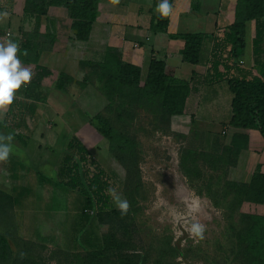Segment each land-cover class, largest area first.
Masks as SVG:
<instances>
[{"label": "trees", "instance_id": "obj_1", "mask_svg": "<svg viewBox=\"0 0 264 264\" xmlns=\"http://www.w3.org/2000/svg\"><path fill=\"white\" fill-rule=\"evenodd\" d=\"M50 6L66 8L71 19L70 38L85 41L97 16L98 0H25L24 16L34 21L33 31L27 33L23 26L19 28L21 46L17 59L22 64H33L31 79L21 84L8 105L0 128L12 135L13 140L26 146L33 137L40 119L38 104L47 100V90L42 81L52 72L39 64L43 45L35 41L39 27V18L46 14ZM193 9H197L193 4ZM249 20L256 22V33L253 38V74L243 69L239 63L245 47V24ZM167 16H159L156 27L165 29ZM1 36V31H0ZM182 38L184 46L181 59L196 64L200 60L203 35L185 33L171 35ZM50 42L52 36H48ZM79 69L83 71L82 81H76L65 72H60L53 88L65 91L68 86L76 85L84 89L92 84L96 74L104 87H109L107 94H114L117 111L127 123L133 122L137 111L142 110L151 117L154 130L171 133L170 118L183 114L186 99L190 93V84L174 76L172 69L164 61L152 57L146 75L141 76V69L122 60L116 48H107L98 62L80 61ZM209 82L225 81L232 93L231 116L229 126L240 129H257L264 139V0H237L234 10V21L224 33L215 36L210 50ZM113 98L108 99L112 100ZM107 141V150L124 171V193L127 198L126 211L113 208L115 183L111 175L102 167L89 149L76 137L72 136L65 146V153L52 178L29 167L20 166L32 172L39 184L67 190L76 195L72 212L68 215V227L65 235V252L84 251L87 264H100L107 252H120L118 264H139L133 256L121 253L130 249V242L121 241L113 233L99 234L98 221L105 217L108 223L120 227L139 208L138 197L142 187L139 169V143L129 132L116 129L112 122L102 113L87 117ZM4 132V131H3ZM4 133V134H5ZM1 145V143H0ZM248 148V136L235 133L228 145H224L222 154H230L238 159L240 153ZM196 153L185 148L180 154L179 170L189 180L192 175L200 177L199 169L194 162ZM219 162L224 161L223 157ZM208 191V189H207ZM230 197V204L239 212L240 229L236 241L241 247L242 264H264V215L245 213L240 210L245 202L260 204L264 201V172L257 165L249 181L228 180L224 184V196ZM35 196L32 185H15L11 192L0 190V222L8 223L11 213L25 208L27 200ZM12 240L16 251L10 246ZM26 243L10 234L0 231V264H37L30 253L19 249ZM68 256V254H67ZM67 264H72L67 260Z\"/></svg>", "mask_w": 264, "mask_h": 264}, {"label": "rangeland", "instance_id": "obj_2", "mask_svg": "<svg viewBox=\"0 0 264 264\" xmlns=\"http://www.w3.org/2000/svg\"><path fill=\"white\" fill-rule=\"evenodd\" d=\"M52 88L53 85L48 86V89ZM77 89L82 92L78 86L76 92ZM88 90L97 93V100H93L91 95L83 98L81 94L78 101L74 98L71 103L57 98H50L51 105L42 103V122L26 146L13 140L9 133L1 132L0 143L8 146L9 153L5 159H0V188L11 192L15 185H32L35 196L27 200L24 209L13 211L8 223L0 222V231L26 241L19 250L30 253L37 264H67V260L72 264H87L84 251L65 252L68 215L72 212L76 195L39 184L34 174L25 171L20 163L55 178L66 142L76 134L87 140L89 151L111 175L115 183L112 206L121 210L119 202L127 201L124 171L108 152L107 141L98 133L93 121L87 118L100 112L116 129L136 137L142 187L138 197L139 208L128 222L122 227L117 224L111 226L103 217L98 221V233L111 232L121 241L130 242L131 248L121 253L133 256L139 264H242L241 247L235 237L241 227L239 212L230 204L231 196H224L225 182L236 177L237 160L230 154L221 155L223 144L205 150L191 141V135L154 130L151 117L142 110L136 112L133 122L123 121L121 112L116 109L115 95L107 94L109 87L103 86L97 74L92 77ZM110 98L113 99L109 102ZM57 102L64 111L59 110ZM55 109L59 111V117L54 113L47 115V111ZM185 148L196 153L194 165L199 169L200 177L192 175L189 180L179 170L180 154ZM213 155L225 160L219 162ZM185 200H198L200 212L188 214ZM169 206L184 214L182 222L171 220L167 214ZM193 222L204 225L203 238L186 230ZM9 243L16 251L15 243L12 240ZM119 260L120 252H107L100 264H118Z\"/></svg>", "mask_w": 264, "mask_h": 264}, {"label": "crops", "instance_id": "obj_3", "mask_svg": "<svg viewBox=\"0 0 264 264\" xmlns=\"http://www.w3.org/2000/svg\"><path fill=\"white\" fill-rule=\"evenodd\" d=\"M236 1L168 0L170 11L167 24L165 29L159 30L156 24L161 14L157 6L161 0H98L97 16L89 37L85 41L70 38L71 19L68 17L66 8L50 6L46 14L39 18L35 38V41L45 47L39 57V64L52 72L49 77L43 79L42 86L46 90L48 86L52 87L60 72L67 73L76 81H82L84 73L79 69V62L83 60L98 62L107 48H116L123 61L138 66L142 77L146 75L152 57L162 60L168 68L172 69L176 78L190 84V93L186 99L183 114L173 115L170 118L171 133L191 135V141L194 140L205 150H211L220 144L224 146L229 136L235 133L247 134L248 148L240 153L236 162L238 168L234 172L236 177L232 179L249 181L257 165H260L261 172H264V139L257 129L229 126L232 93L224 80L219 82L208 80L210 50L214 38L217 35L221 36L233 23ZM24 4L25 0H0V44L11 41L17 45V51L21 46L19 28L23 26L25 32L31 33L34 26L33 19L24 16ZM193 4L197 9H193ZM185 33L203 35L201 56L196 64L182 61L180 52L183 49L184 40L171 37V35ZM255 33L256 22L247 21L245 47L239 60L241 67L247 71L250 70L253 74L257 73L252 54ZM48 36L53 37L52 42ZM20 65L30 72L34 69L33 64L20 62ZM77 91L74 84L68 86L65 91L48 89L45 103L51 105L50 98L71 103L74 98L78 101L81 94L83 98L91 95L93 100H97V93L90 92L88 86L81 89V93L79 89ZM15 93H17L16 90L13 96ZM77 104L80 107V101ZM57 106H59L58 102ZM7 107L0 110V120L3 119ZM41 108L42 103H39L40 119L34 133L42 122ZM59 110L64 111V108L59 106ZM53 111L46 113L60 116L57 109ZM3 131L5 132L0 128V134ZM72 136H76L86 146V139L76 134ZM0 190L8 192L2 188ZM240 210L245 213L264 215V201L260 204L245 202Z\"/></svg>", "mask_w": 264, "mask_h": 264}, {"label": "clouds", "instance_id": "obj_4", "mask_svg": "<svg viewBox=\"0 0 264 264\" xmlns=\"http://www.w3.org/2000/svg\"><path fill=\"white\" fill-rule=\"evenodd\" d=\"M157 10L162 16H168L170 11L168 0H161ZM16 52L17 45L15 43L8 41L6 44H0V110L11 105L14 91L19 89L22 83L27 84L31 79V72L20 65V61L16 58ZM8 139H11V137ZM8 153V146L0 145V159H5ZM184 204L188 214L195 215L201 210L198 200H185ZM118 207L126 211L128 208L127 201L121 200ZM167 214L174 223H180L185 218L184 214L173 206L168 207ZM186 230L193 236L203 238L205 228L203 224L193 222Z\"/></svg>", "mask_w": 264, "mask_h": 264}]
</instances>
